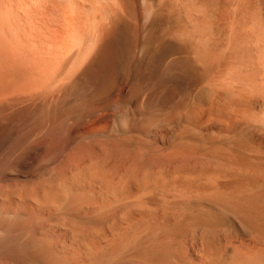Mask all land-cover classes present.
<instances>
[{
  "label": "bare ground",
  "instance_id": "6f19581e",
  "mask_svg": "<svg viewBox=\"0 0 264 264\" xmlns=\"http://www.w3.org/2000/svg\"><path fill=\"white\" fill-rule=\"evenodd\" d=\"M45 1L54 16L30 20V41L0 54L14 89L0 93V264H189L182 240L199 232L200 264H264V162L247 130L209 148L201 134L212 115L237 121L221 89L201 83L231 46L264 61L260 26H239L236 0ZM217 8L230 13L226 36ZM65 29L63 58L42 74ZM91 116L101 123L81 121ZM182 116L169 152L200 146L199 159L147 156L144 135ZM227 169L240 174L217 181ZM230 219L254 239L225 256L211 234Z\"/></svg>",
  "mask_w": 264,
  "mask_h": 264
},
{
  "label": "rangeland",
  "instance_id": "374dc122",
  "mask_svg": "<svg viewBox=\"0 0 264 264\" xmlns=\"http://www.w3.org/2000/svg\"><path fill=\"white\" fill-rule=\"evenodd\" d=\"M50 2L45 0H0V54H5L7 53V51H10V49H20L22 48L21 43H23V41H30V37H28L30 36L28 22L30 20L36 21L37 18H41V14H47L50 17L54 16L52 10L50 9ZM236 2L240 7L239 12H237V16H235L238 17L239 26L243 28V26H246V23L248 24L250 22H253L254 20V23H257L258 26H260V29H262V31L264 32V0H236ZM216 11L218 27L223 32L222 35H227L228 33L226 29V22H228L230 13L226 12L222 8H217ZM65 15L63 22L65 23L64 25L66 27V21L69 20L68 18H73L75 16L68 12H66ZM66 31L67 29H65V32L62 36L59 35L60 37L54 38L53 45L55 47L51 51H48V56L39 58V65L42 69V74L46 72L51 73L55 68H57L56 66H58L59 62L63 58L62 53L66 51L68 46V34ZM262 44L264 47V40ZM231 48L228 49L225 57L222 59L220 64L215 65L216 68L215 66H213L214 68L212 67L209 76H207V78H205L204 82L202 81L201 84H205V86H212L213 88L215 87L218 90L221 89L220 91H222L223 94L226 95L224 97L225 100L227 99L226 101L231 105L228 111L234 115L237 121L235 123H230L229 121L225 120L224 118L218 117L217 115H212L210 116V118L205 119L204 123L201 125L203 127H201V134L205 139V142L202 143V145L206 148L211 147L212 144L219 145V142L216 141H219L220 139H222V137H225L227 134H235V132L238 133V131L241 132L244 129L249 132V135L251 137V150L249 149L248 152L250 153L252 160L257 163L264 162V123L256 122V119L260 118L264 112V91H262L264 90V61L259 62L257 59L252 58L253 56L249 54L248 51H245V49L241 46L236 45L235 47L231 46ZM0 71L3 72V69H0ZM20 71L22 75H25L29 70L27 71L26 69L21 68ZM6 82L7 79L2 76L0 81L2 86H0V93H3V90L6 93L7 91L11 92L12 90H14L13 88L10 89V86L5 85ZM8 87L9 89H7ZM125 93L126 92L124 90L120 89V91L114 95L115 100L122 99L125 96ZM110 118L113 119L114 117L110 116ZM180 118L170 125H161L157 127L153 132L144 135V137L147 138L145 140L146 143L148 144V142H150L149 145L146 144L148 148H150L149 150L146 147V149L149 150V152L145 150V153L148 152L146 153L147 156L152 157L153 155H155V153L156 155L160 156H162L163 154V156L165 157L170 156L168 158V161L171 160L173 162L172 164L170 161L171 165H174V163H177L179 161L181 162L182 160L194 161L199 159L201 154V148L199 149L200 146L192 150H187L182 154L172 155L171 152H169V150L171 151L172 147L177 142L181 141L180 134L177 135V137L176 134L180 133V129H182L183 124L182 120L185 117L182 116ZM86 120L91 121V123H101V121L97 120V118H94L93 116L81 121L84 122ZM61 137L64 138V135ZM163 150H165V153L163 152ZM239 174L240 173L236 172L235 170L231 171L230 169H227L224 171V174L220 173L218 175L217 181H228L230 180V177L231 179H233ZM221 175L222 177H220ZM175 176L176 174H171V177ZM200 182L206 185L213 184L205 176L200 178ZM263 182L264 180L261 183L263 184ZM250 187L253 188H248L247 190L245 189L244 194L251 195V193L258 191L261 188V185L254 184V186ZM211 237L215 241L221 252H223V255L231 256L235 252H237V250H239L244 244H248L249 242L253 241L254 233L248 229H245L244 227H241L230 219L224 221L223 224L221 223L219 227L215 229V232L211 234ZM202 242L203 235L201 232L190 233L184 237V239L182 240L184 251L180 254L184 263L200 264L204 261Z\"/></svg>",
  "mask_w": 264,
  "mask_h": 264
}]
</instances>
